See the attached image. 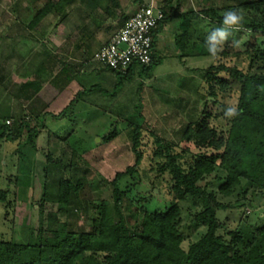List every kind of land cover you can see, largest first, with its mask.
<instances>
[{
    "label": "trees",
    "instance_id": "obj_1",
    "mask_svg": "<svg viewBox=\"0 0 264 264\" xmlns=\"http://www.w3.org/2000/svg\"><path fill=\"white\" fill-rule=\"evenodd\" d=\"M99 1L35 0L27 10L31 20L26 27L32 30L46 16L62 14L79 3L96 9ZM144 2L138 0L139 5ZM200 3L198 16L191 10L183 11L182 0L159 3L165 17L152 32V62L141 65L140 70V74L151 76L154 66L162 62L155 51L158 34L170 20L182 18L188 30L176 39L182 51L180 57L216 58V62L201 70L205 106L200 115L184 126L179 142L159 136L145 122L128 123L135 163L118 172L110 182L113 203L104 198L83 197L86 178L79 172L77 162L84 154L80 140L71 138L74 148L72 159L67 163L48 154L47 163L65 174L71 172L70 176L44 183L40 210L42 212L46 203H53L57 211L48 214L47 227L30 232L26 243L0 237V264H264V216L260 225L253 223L249 216L230 230L218 218V211L230 206L222 201L225 199L242 196L243 199H238L239 207H260L264 203V43L255 39L240 49L224 41L212 56L205 42L214 29L227 27L222 22L225 11L232 6L214 8L210 0H200ZM239 6L259 11L254 19H243L239 28L264 37V0H246ZM194 14L197 19H192ZM129 17H125L124 23ZM204 18L208 21L202 26ZM136 65L126 72L107 68L117 79L116 87L133 79ZM61 71V74L67 73L63 81L67 84L70 82L68 71L66 68ZM91 92L95 89L88 93L79 91L60 113L51 116L56 120L66 117L85 93ZM230 109H235L234 114L229 115ZM223 116L228 118L225 131L212 125L213 120ZM13 124L0 122V140L23 138L24 145L35 151L44 124L33 125L26 117L14 119ZM114 136L116 133L105 140ZM146 137L152 139L150 149ZM150 150L157 176L168 175V190L173 201L164 210H149L145 205L149 202L147 198L139 200L131 195L136 193L130 189L129 181L134 180L137 191L142 187L140 168ZM20 154V157L26 156ZM215 173V181L219 183L216 191L209 188L212 181L205 182ZM27 182L24 178L20 184ZM10 194L9 190L0 189V204L9 206ZM83 199L88 214L85 218L92 227L89 231L78 227L75 219L82 211L80 205L84 208ZM185 202L190 203L189 224L183 221ZM61 215H67L68 220L59 221ZM201 228L204 232L185 249L186 230L198 232ZM221 230L225 233H220Z\"/></svg>",
    "mask_w": 264,
    "mask_h": 264
},
{
    "label": "rangeland",
    "instance_id": "obj_2",
    "mask_svg": "<svg viewBox=\"0 0 264 264\" xmlns=\"http://www.w3.org/2000/svg\"><path fill=\"white\" fill-rule=\"evenodd\" d=\"M155 1L162 3L165 0ZM245 1L210 0L209 4L214 8L231 5L232 8L225 13L234 11L243 19H254L259 15V11L257 8L240 7V3ZM34 2L35 0H0V122L5 121L7 125L13 126L14 119L26 117L33 125L40 122L45 126L44 130L40 129L43 131L36 140L35 151L24 145L23 138L0 140V189L9 190L11 193L9 206L0 204V237L24 243L28 242L32 230L41 226L47 227L48 214L57 211V205L53 203H46L42 212L40 210L39 202L44 193V183L49 184L55 179L71 175V172L65 174L60 168L47 163L48 154L67 163L72 159L73 141L80 140L82 143L80 148L84 154L77 162L79 172L84 173L86 178L83 197L90 200L104 198L113 203L110 182L118 172L125 171L135 163L128 137V123L145 122V125L151 127L159 136L179 142L184 126L196 120L205 106L201 70L216 62L214 57H187L182 61L180 56L174 53V50L178 51L176 43L173 46L174 43L169 39L166 41L167 45H164V53L158 54V59L162 62L154 66L150 77L140 74L141 65L137 64L133 79L114 88L115 93L112 85L117 80H108V92H94L86 98L87 101L78 103L66 117L56 120L50 114H44L36 119L37 116L34 117L31 111L32 104L24 101L27 93L31 95L30 89L22 99L18 94L19 84L26 78L35 81L39 77L35 75L44 70L48 71L53 64L56 65L53 73L55 83L60 78L64 80L67 73L61 74L60 67L63 65L68 68L79 67L80 62L77 58L84 55V52L82 55V51L79 52L75 47L81 39L79 34L81 30L78 27L84 24L94 27L97 23L101 25L107 23L112 32L122 25L125 17L132 14L139 4L138 0H100L98 10L87 14L88 8L79 3L67 8L62 14L46 16L31 30L26 27L31 20V16H27V10ZM182 5L183 11L191 10L197 16L202 8L200 0H182ZM195 14L192 15V19H197ZM207 21L204 18L202 26L206 25ZM179 23L182 33L188 30L184 20L180 19ZM104 32L106 31L100 30L99 36L95 34L92 37L87 55L105 41L107 37L103 35ZM255 39L260 44L264 43L262 35L237 28L229 30L225 41L244 49L247 43ZM41 63H47L46 69L38 71ZM48 83L45 84V89L55 90L56 85L51 86L53 83L51 81L50 88ZM44 95L50 96L48 92ZM61 96L63 101L59 102L58 107L53 108L54 113H60L65 105H68L73 94L69 90ZM11 114L13 116L6 118ZM212 125L225 131L228 129V118L223 116L217 121L213 120ZM115 133L116 136L111 140H105V137H111ZM147 141H149L147 148L150 149L152 139L146 137ZM22 146V150H18ZM20 153L26 156L20 157ZM151 153V150L147 152L140 168L142 187L137 191L133 186L134 180L129 181L130 189L133 188L136 193L131 195H136L135 198L139 200L147 198L149 202L145 205L149 210H164L173 201L168 190V175L157 176L150 160ZM215 175L216 173L208 177L205 182L212 181L209 188L216 191L219 183L215 181ZM23 177L28 184H20ZM247 197H250V194ZM238 199L240 201L243 197L222 200L230 203L227 209L218 211V218L225 223L226 228L230 230L238 227L249 216L253 223L262 224L264 203L260 207H239ZM83 205L84 208L80 205L82 211L75 219L78 227L89 231L92 227L90 221L85 218L88 215L85 211V202ZM188 206H190L188 202L182 205L184 224H189ZM67 220V215L59 216V221ZM202 232L204 228L198 232L186 230L188 238L183 247L187 249ZM220 233L225 232L221 230Z\"/></svg>",
    "mask_w": 264,
    "mask_h": 264
},
{
    "label": "crops",
    "instance_id": "obj_3",
    "mask_svg": "<svg viewBox=\"0 0 264 264\" xmlns=\"http://www.w3.org/2000/svg\"><path fill=\"white\" fill-rule=\"evenodd\" d=\"M149 1V0H146ZM99 7V6H98ZM97 7V8H98ZM96 8V9H97ZM96 9H88L87 14L91 13V12H96ZM137 8L135 9V11L132 12V14H134L136 12ZM132 14L128 15L131 16ZM179 20L177 21L176 19H172L170 20L168 23L165 24V26L163 27L162 31L158 34V41L157 44L155 46V51L157 54H161L164 53L165 51V47L164 45H167L166 41L170 39V41H172L174 44H172L173 46L176 43V39H178L179 35L182 34V29L180 28L181 24L179 23L180 19L183 20L182 18H178ZM103 22V21H102ZM124 23V22H123ZM122 23V25L120 27L115 28L112 32L111 28H109V25L103 24L101 25L100 23H97L94 27H91L89 25H82L79 28V34L81 36V39L79 40V42L76 44V48L78 49V51H82V55L84 52L83 57L81 58H77L78 61L80 62L79 67L76 66L74 67H69L66 65H63L60 67L59 71L63 70V68H66L68 71V79L70 82H67V84H65V82H63L64 80L58 79L55 83L54 78H55V74L54 71L56 70V65L53 64L52 67H49L47 70L48 71H43L38 75H35L36 77L39 76L35 81L34 79H28L26 78V80H24L22 83L19 84V97L24 99V95L26 94V92L30 89L31 95L30 94H26L27 98L24 99V101L26 103H31V111H33V116L34 117H39L44 115V113L48 112L50 113V115L52 114H58V113H54L53 112V108L58 107L59 102H62L63 99L61 94L63 95V93L66 91L71 90L73 97L71 98L70 101H68V104L74 99L75 94H77L79 91H85L88 93V91H90V89L94 88L95 92H108L109 88H108V80H117L115 75L108 70L107 68L96 64L94 62L91 61V56L98 51L104 44H106L110 38L124 25ZM184 26V25H183ZM100 30H105L106 32H104L103 35H105L107 38L105 39L104 42H101L99 44L98 47H96V49H93L91 53H89L88 55L86 54L88 52V49L91 47L90 45V40L92 39V37L96 34L97 36L98 33L100 32ZM94 32V33H93ZM90 45V46H89ZM176 48L177 50H174V53H177V56H181L182 51L178 48L177 44H176ZM171 51V50H170ZM172 52V51H171ZM76 58V57H75ZM180 59L182 61H185V58H181ZM47 63H41L40 68L38 69V71H42L43 69H46ZM89 66V67H88ZM25 76V75H23ZM32 77V76H31ZM21 78V77H20ZM30 78V77H29ZM47 79H49V83L52 81V84L56 85V87L54 88L55 90H50V89H45V84L48 83ZM38 80V81H37ZM48 83V84H49ZM116 84L117 81H115V83L112 85L113 86V93H115L114 88H116ZM25 86V89H23V87ZM50 84L49 87L51 88ZM102 89V90H101ZM58 91L55 92L54 91ZM49 93L50 96L46 97L44 94ZM61 93V94H59ZM94 92L89 93V95H92ZM88 94L85 93V95L82 98V101H85L87 97H89ZM61 96V97H60ZM46 97V98H44ZM87 101V100H86ZM67 105H65L66 107ZM10 116H13V114H11ZM44 130V129H43ZM43 130H40L43 131Z\"/></svg>",
    "mask_w": 264,
    "mask_h": 264
},
{
    "label": "built area",
    "instance_id": "obj_4",
    "mask_svg": "<svg viewBox=\"0 0 264 264\" xmlns=\"http://www.w3.org/2000/svg\"><path fill=\"white\" fill-rule=\"evenodd\" d=\"M164 17L159 3L145 0L110 40L92 55L91 61L120 72H126L136 64H150L153 59L152 32Z\"/></svg>",
    "mask_w": 264,
    "mask_h": 264
},
{
    "label": "clouds",
    "instance_id": "obj_5",
    "mask_svg": "<svg viewBox=\"0 0 264 264\" xmlns=\"http://www.w3.org/2000/svg\"><path fill=\"white\" fill-rule=\"evenodd\" d=\"M243 21V17L239 14H237L234 11H229L226 13L224 19H223V25L227 26L221 27L214 29L209 36L207 37L206 40V46L208 52L212 55L215 56L218 51V46L225 41V39L229 35V30L230 29H237L241 26ZM235 109H230L229 110V115L234 114Z\"/></svg>",
    "mask_w": 264,
    "mask_h": 264
}]
</instances>
